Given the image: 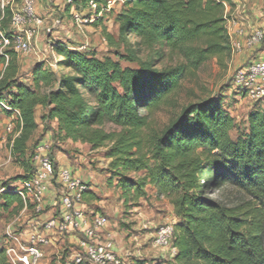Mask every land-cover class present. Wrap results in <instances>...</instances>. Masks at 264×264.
<instances>
[{
	"label": "trees",
	"instance_id": "obj_1",
	"mask_svg": "<svg viewBox=\"0 0 264 264\" xmlns=\"http://www.w3.org/2000/svg\"><path fill=\"white\" fill-rule=\"evenodd\" d=\"M90 1L72 0L66 8L73 3L85 7ZM94 1L98 13L107 5ZM127 3L116 17L118 35L106 34L118 60L59 39L52 45L67 72L56 74L40 62L26 84L17 77L14 57L1 71L0 101L11 109L0 107V120L2 114L12 117L19 111L11 151L29 170L3 183L0 213L20 212L26 204L34 207L14 184L34 174L28 142L42 106L46 111L41 118L55 121L63 139L88 143L92 149L108 146V171L127 206L148 199L149 186L157 197L168 199L177 217L172 239L177 251L166 264H264V109L249 113L245 130L235 139L234 117L220 96L182 105L160 130L151 120L154 111L177 106L176 95L188 75L211 58L232 55L225 15L233 0ZM141 47L157 49L160 58L178 55L182 61L158 68L139 59ZM122 61L139 66L124 67ZM229 186L239 194L236 201L210 196ZM98 198L90 189L84 194L85 203ZM0 264H11L1 244ZM132 264L162 263L143 259Z\"/></svg>",
	"mask_w": 264,
	"mask_h": 264
},
{
	"label": "rangeland",
	"instance_id": "obj_2",
	"mask_svg": "<svg viewBox=\"0 0 264 264\" xmlns=\"http://www.w3.org/2000/svg\"><path fill=\"white\" fill-rule=\"evenodd\" d=\"M105 1L107 4L110 3V7L98 13L90 7V3L85 7L83 5L76 7L73 3L71 9H67L68 0H38L37 12L43 18V25L33 37L35 50L30 53L15 51L11 53V57L18 62L19 80L30 84L34 65L40 62H44L46 67L56 74L67 72L64 67L59 66L61 57L52 45V42L62 38L72 48L77 49L87 43L84 51L118 60L114 48L108 44L106 34L118 35L116 17L128 3L127 0ZM20 2L21 0H14L15 4L19 5ZM75 12L86 19L81 28L75 24ZM226 15L231 22L234 21L247 30L264 29V0H233V5L227 7ZM10 18L6 13V18L2 21V28L8 33L12 32ZM131 40L136 41V38L131 37ZM138 49L140 60L153 61L158 68L174 66L182 61L178 55L167 54L160 58L157 49L152 51L143 47ZM120 51H123V48H120ZM260 52L261 48L254 47L250 51L245 49L240 54L223 57L220 61L211 58L183 81L175 99L177 106H164L151 114L152 125L160 130L182 105L220 96L224 107L234 117L231 136L235 139L238 131L245 130L249 113L255 107L264 109V97L258 100L249 99L237 93L233 87L235 70L246 64L251 56L260 55ZM121 63L124 67L139 66L136 62ZM5 67L6 65L0 60V73ZM45 111L37 109L38 128L28 142L27 159L37 162L38 148L41 145H48L47 154L54 159L58 167H70L77 176L87 182L89 189L99 197L96 201L86 202L87 211L107 215L110 222L106 229L112 233L116 251L124 258L126 264L143 259H153L162 264L171 261L174 258L172 249L157 242L160 228L177 222L168 199L157 197L149 186L151 196L148 199L141 198L138 204L127 206L120 198L121 191L117 179L111 178L108 171L110 165V160L106 156L108 146L92 149L88 143L63 139V136L57 132L55 121L47 122L41 118ZM15 115L5 117L6 121L0 124V190L3 183L29 170L13 156L11 151V142L16 135ZM106 129H111V126H106ZM210 196L226 203H232L239 198L237 191L230 186ZM51 203L45 209L46 215L51 210L53 205ZM37 220L43 224L45 216L37 217L33 207L24 208L20 212L1 210L0 244L2 245L5 240V228L9 223H13L18 230L17 233H21L25 239L26 231L32 229ZM47 234L50 243L45 248V257L40 264H74L76 240L55 231Z\"/></svg>",
	"mask_w": 264,
	"mask_h": 264
},
{
	"label": "built area",
	"instance_id": "obj_3",
	"mask_svg": "<svg viewBox=\"0 0 264 264\" xmlns=\"http://www.w3.org/2000/svg\"><path fill=\"white\" fill-rule=\"evenodd\" d=\"M37 2L21 0L18 5L14 0H0V58L5 65L10 60V51L30 53L35 50L33 37L43 25V18L37 12ZM90 7L96 11L97 3L91 0ZM108 7L110 3L102 7L101 11ZM7 10L10 11L12 28L9 33L2 28ZM225 18L232 55L240 54L245 49L261 48L260 55L251 56L246 64L235 70L233 76V87L237 93H243L249 99H261L264 97V29L250 31L231 22L227 15ZM74 21L81 28L86 19L75 12ZM86 48L87 43H84L77 49L82 51ZM0 107L11 109L5 101H0ZM15 114L18 115L19 111L16 110ZM38 149L39 157L32 178L19 181L14 187L17 194L34 205L37 217L45 216V222L40 224V220H37L32 229L26 231L25 239L21 233H17L13 223L6 226L2 245L10 263L40 264L45 257V248L50 243L47 232L55 231L76 240L74 264H126L116 251L112 233L106 229L110 222L107 215L87 211L84 202V194L89 189L87 182L70 167H58L47 154L48 145H41ZM51 196L53 205L46 215L45 209L51 203ZM173 233L174 224L161 227L157 242L169 246L174 254L177 249L172 244Z\"/></svg>",
	"mask_w": 264,
	"mask_h": 264
},
{
	"label": "crops",
	"instance_id": "obj_4",
	"mask_svg": "<svg viewBox=\"0 0 264 264\" xmlns=\"http://www.w3.org/2000/svg\"><path fill=\"white\" fill-rule=\"evenodd\" d=\"M63 4H65V3H63ZM68 38H69V37H68ZM61 40H62V41H66V40L63 39V38H62ZM71 45H72V44H71ZM42 109H44L42 106H39V107H38V110H39V111H41ZM44 110H45V109H44ZM15 116H16V115H15ZM5 117H8V116L3 115V114L1 115L0 124H1L2 122H5V121H6V120L4 119ZM57 132H58V131H57ZM73 239H74V238H73Z\"/></svg>",
	"mask_w": 264,
	"mask_h": 264
}]
</instances>
